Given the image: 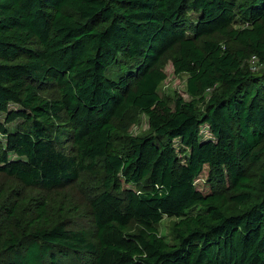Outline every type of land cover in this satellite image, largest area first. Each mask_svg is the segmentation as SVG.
I'll use <instances>...</instances> for the list:
<instances>
[{"label":"trees","instance_id":"obj_1","mask_svg":"<svg viewBox=\"0 0 264 264\" xmlns=\"http://www.w3.org/2000/svg\"><path fill=\"white\" fill-rule=\"evenodd\" d=\"M0 113V264H264V0H0Z\"/></svg>","mask_w":264,"mask_h":264},{"label":"rangeland","instance_id":"obj_2","mask_svg":"<svg viewBox=\"0 0 264 264\" xmlns=\"http://www.w3.org/2000/svg\"><path fill=\"white\" fill-rule=\"evenodd\" d=\"M195 17V14H190V19L193 20ZM260 66L258 67V69ZM116 67H112V71H115V77L117 78L118 75H120L123 71H116ZM164 72L166 73V79L161 83L158 89L159 95L166 99L168 104L173 108L176 98H182L185 101H189L192 99L188 95V93L185 92V75L180 74L177 75L173 72V68L171 66L170 61H167L164 65ZM10 109H18L19 107L17 105L11 104L9 105ZM5 114L0 113V122H4ZM134 119V122H129L128 127L126 128V135L130 136H138L143 135L149 132L147 117L144 113L137 112L135 114L132 113L131 119ZM22 119H16L15 121L11 123H6L5 126L10 131H14L17 128V124L20 123ZM131 121V120H130ZM123 126H121L120 129H122ZM124 135V134H123ZM200 136L201 138H204L205 136L209 137L210 133L208 132L207 126L202 124L200 126ZM0 141L2 143H5V136L0 133ZM179 141L178 139H173V144L176 148V150H179ZM117 147H121L124 144H126V138L123 136L122 139H120L117 143ZM9 159H22V157H17L14 153L10 152L8 154ZM178 157H181V153L178 152ZM184 157H181V160H183ZM260 169H264V164L260 166ZM208 167L204 166L202 173L198 176V178L195 180L196 187L201 190L203 193H207L209 191L208 182H207V173ZM84 177H90L84 174ZM83 177V178H84ZM96 181V179H92ZM64 188L62 190H56L51 192V203L57 204L61 201H72L78 202L80 199L82 201H85V197L82 196L81 193H78V188H70V186H63ZM6 191V194L11 196L12 198H16V196H19L21 198L22 196L26 195H35L36 197H41L43 195L42 192H39L38 190H35L34 188H26L24 186H21L15 179L7 178L5 175L0 174V193H3ZM18 198V199H19ZM88 220V219H87ZM171 218L164 217L161 223L158 226L160 235L166 237L169 239V231L171 226ZM77 225L83 226L86 225L84 222L85 220L78 219L75 221Z\"/></svg>","mask_w":264,"mask_h":264},{"label":"built area","instance_id":"obj_3","mask_svg":"<svg viewBox=\"0 0 264 264\" xmlns=\"http://www.w3.org/2000/svg\"><path fill=\"white\" fill-rule=\"evenodd\" d=\"M249 64H250V69L253 70V71L257 70L258 67L260 66L258 64V59H257V57L255 55L250 57Z\"/></svg>","mask_w":264,"mask_h":264}]
</instances>
